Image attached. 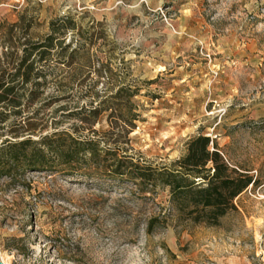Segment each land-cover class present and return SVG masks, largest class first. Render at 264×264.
Returning a JSON list of instances; mask_svg holds the SVG:
<instances>
[{"label":"rangeland","instance_id":"374dc122","mask_svg":"<svg viewBox=\"0 0 264 264\" xmlns=\"http://www.w3.org/2000/svg\"><path fill=\"white\" fill-rule=\"evenodd\" d=\"M19 16L34 40L69 17L74 32L55 36L82 46L68 86L58 81L71 67L55 50L43 64V94L25 110L35 130L24 138L64 130L166 165L202 135L255 183L216 226L171 220L146 234V221L170 210L167 190L48 171L25 172L21 185L0 179V263L264 264V0H0V43ZM120 88L135 93L128 134L118 135L110 114L125 108L111 101L93 122L70 116Z\"/></svg>","mask_w":264,"mask_h":264},{"label":"trees","instance_id":"16d2710c","mask_svg":"<svg viewBox=\"0 0 264 264\" xmlns=\"http://www.w3.org/2000/svg\"><path fill=\"white\" fill-rule=\"evenodd\" d=\"M30 27V23L19 16L1 36L0 179H7L11 185H21L25 172L48 171L89 180L102 176L111 182L130 184L144 195L167 190L170 210L166 216L150 217L146 221V234L167 227L171 220L216 226L220 218L235 210L234 199L255 182L252 176L229 166L209 137H191L185 143V154L166 165H153L130 155H120L118 147L100 148L99 140L74 138L64 130L39 135L36 140L24 138L25 132L35 130L36 116L25 110L43 94L46 84L43 64L55 50L60 63L71 67V74L58 81L68 86L77 80L78 69L72 67L74 56L82 48L81 45L72 46V42L65 44V35L74 32L69 17L51 21L49 33L36 40L28 34ZM58 34L65 35L59 38L55 36ZM75 34L79 36L80 33ZM82 82L78 79V83ZM134 95L128 88H120L110 100L95 106L90 103L70 116L93 122L111 101L125 108L117 107L110 114L118 135L128 134L137 118L130 103ZM9 116L15 118L6 124Z\"/></svg>","mask_w":264,"mask_h":264},{"label":"bare ground","instance_id":"6f19581e","mask_svg":"<svg viewBox=\"0 0 264 264\" xmlns=\"http://www.w3.org/2000/svg\"><path fill=\"white\" fill-rule=\"evenodd\" d=\"M2 262H3V260H2ZM3 264H5V262H3Z\"/></svg>","mask_w":264,"mask_h":264},{"label":"water","instance_id":"95a60500","mask_svg":"<svg viewBox=\"0 0 264 264\" xmlns=\"http://www.w3.org/2000/svg\"><path fill=\"white\" fill-rule=\"evenodd\" d=\"M1 264V263H0Z\"/></svg>","mask_w":264,"mask_h":264}]
</instances>
